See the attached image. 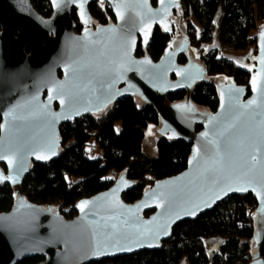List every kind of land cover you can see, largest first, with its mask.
<instances>
[{"label": "water", "instance_id": "1", "mask_svg": "<svg viewBox=\"0 0 264 264\" xmlns=\"http://www.w3.org/2000/svg\"><path fill=\"white\" fill-rule=\"evenodd\" d=\"M48 1L52 13L44 17L30 0H0V183L18 186L32 161L57 158L62 123L101 112L125 96L152 104L160 119L152 132L190 143V153L182 171L155 180L136 202L123 201L133 182L121 173L106 190L79 199L71 218L52 205L32 203L15 189L13 206L0 213V264L38 255L44 260L36 264H89L157 249L180 221L246 193L256 202L247 264H264V24L256 32L247 84L213 77L218 104L206 111L189 92L209 80L208 70L193 58L182 25L184 35L170 39L158 60L135 56L138 38L147 47L156 26L171 33L170 19L178 24L173 15H179L181 0H156L155 5L151 0H105L115 23L79 34L73 31L70 7L76 6L85 20L90 0ZM189 53L192 58L178 63V56ZM178 90L187 92L184 99L166 102V95ZM220 156L224 161L217 165Z\"/></svg>", "mask_w": 264, "mask_h": 264}, {"label": "trees", "instance_id": "2", "mask_svg": "<svg viewBox=\"0 0 264 264\" xmlns=\"http://www.w3.org/2000/svg\"><path fill=\"white\" fill-rule=\"evenodd\" d=\"M33 7L45 17L52 9L48 0H30ZM156 4V0H151ZM183 11L180 22L189 36L190 44L199 53V59L208 70V81L195 85L189 92L192 102L201 109L214 111L218 104L217 85L213 77L224 76L237 84L246 85L251 70L241 68L233 60L218 56L216 50L203 51L201 43L210 41L216 11L222 10L219 37L223 46L242 50L254 46L256 32L264 24V0H181ZM92 12L100 19L111 10L100 12L92 3ZM189 31V32H188ZM254 32V33H253ZM253 33L252 37H250ZM169 34L158 26L153 30L144 49L139 44L137 55L148 54L158 60L169 41ZM187 92L178 90L166 95V102L184 99ZM1 122V118H0ZM119 122V128L116 123ZM160 126L154 106L139 104L134 97L125 96L101 114H87L59 126V155L49 162H34L18 186L0 183V213L7 212L16 199L19 188L26 199L43 207L52 205L65 218L76 214L75 203L109 188L124 173L133 182L123 195L126 203L136 202L155 180L178 174L186 167L191 144L181 139L158 136L155 154L143 150L145 133L149 126ZM200 125H195L196 130ZM102 150L90 158L87 146L90 139ZM256 202L250 193L231 195L210 211L194 220L177 223L171 236L160 248L102 259L89 264H179L186 258L188 264H238L245 262L253 252ZM224 238L219 250L208 256L204 240ZM41 255L29 256L16 264H36Z\"/></svg>", "mask_w": 264, "mask_h": 264}, {"label": "rangeland", "instance_id": "3", "mask_svg": "<svg viewBox=\"0 0 264 264\" xmlns=\"http://www.w3.org/2000/svg\"><path fill=\"white\" fill-rule=\"evenodd\" d=\"M183 10H184L183 6L181 5L178 14L179 13L181 14V12ZM219 13L217 12L216 17L219 16ZM173 17L174 18H180L179 15H177V14H174ZM170 21L172 23L174 34L175 33H179V34L183 33V29L182 28L180 29V27H181V25L184 26V23L180 22V19L178 21V24H177V22L174 21L173 18H171ZM216 29H217V25H216ZM184 33L187 34L185 31H184ZM253 33L250 34L251 35L250 37H252ZM190 50L194 54L193 58H197L198 60H200L199 55H198L199 53L195 50V48L193 46H191ZM220 52H222V50ZM223 56L226 58L232 59L241 68L252 70L253 66H254L256 55H255V51H254V46L249 45L248 47H246L245 49H242V50L229 49V50L223 51ZM222 81L225 83L226 77H224L222 79ZM137 102L139 104H141L139 100ZM116 128L117 129L119 128V122L116 123ZM152 128H153V126H149V128L147 129V131L145 133V137H144V141H143V150H144V152H146V154H148L150 156L155 154V142H156L157 137L159 136L158 134H154L152 132ZM87 153H88V156L90 158H96V157L101 156V154H102V150L95 145V140L93 138L90 139V141H89V144L87 146Z\"/></svg>", "mask_w": 264, "mask_h": 264}, {"label": "flooded vegetation", "instance_id": "4", "mask_svg": "<svg viewBox=\"0 0 264 264\" xmlns=\"http://www.w3.org/2000/svg\"><path fill=\"white\" fill-rule=\"evenodd\" d=\"M94 4V6L100 11V12H107V9H110V6L109 4L105 1V0H90V2L88 3L87 7H88V14L89 16L87 17V19L85 20H82L80 19V17L78 16V9L76 6H71L70 7V18L73 22V31L74 33L76 34H79L82 30L84 29H95L98 25H108V24H111V23H115V18H114V15L111 11V14L109 13H106L105 14V18L104 19H100L96 13L92 12L91 9H90V5L91 4ZM32 4V3H31ZM50 5V4H49ZM33 6V5H32ZM51 7V6H50ZM111 10V9H110ZM52 13V12H51ZM51 15V14H50ZM49 15V16H50ZM45 17V16H44ZM87 21V22H85ZM182 27H180L181 29ZM184 29V27H183ZM185 34V33H184ZM184 34H179V33H175L174 34V31H173V27L171 25V33L169 34V40L174 38L176 36V38H180L182 35ZM177 43V42H176ZM175 43V44H176ZM141 45V47L144 49V46L141 44L140 42V39L138 38V41H137V45H136V48L138 45ZM191 44H190V48H191ZM135 48V50H136ZM144 54L142 55H137L135 53V56L137 57H140V56H143ZM192 58L191 56V53H189V55H180L178 56V63L180 64H184L188 58ZM132 97V96H131ZM134 99H136V101H140L141 104L144 103V101H142L140 98L136 97V96H133ZM115 104V103H114ZM114 104H110L109 106H107L103 111L101 112H98V113H92V115H96V114H101L103 113L108 107H111L112 105ZM54 108H57V104L54 103Z\"/></svg>", "mask_w": 264, "mask_h": 264}, {"label": "crops", "instance_id": "5", "mask_svg": "<svg viewBox=\"0 0 264 264\" xmlns=\"http://www.w3.org/2000/svg\"><path fill=\"white\" fill-rule=\"evenodd\" d=\"M217 12L218 13L220 12L218 17H216ZM221 19H222V10L219 8L216 11V14H215L214 19H213L212 37H211L210 41L201 43V47H202L204 52L208 51V50H216L218 52V56L224 57L223 51L220 52L221 47L223 46L221 43L220 37H219V27L221 24ZM215 24L217 25V29H216ZM224 58H226V57H224ZM227 59H229V58H227ZM230 60H232V59H230ZM223 242H224V238L219 237V236L205 239L204 244H205L208 256L211 257L215 252H217L219 250V247L223 244ZM179 264H188L187 259L182 258L180 260ZM209 264H211V263H209Z\"/></svg>", "mask_w": 264, "mask_h": 264}, {"label": "snow or ice", "instance_id": "6", "mask_svg": "<svg viewBox=\"0 0 264 264\" xmlns=\"http://www.w3.org/2000/svg\"><path fill=\"white\" fill-rule=\"evenodd\" d=\"M118 7H119V5H118ZM81 8L83 9V5H81ZM118 15H120V13H118ZM82 17H83V11H82ZM85 22H87V21H85ZM262 35H264V34H262ZM125 54L127 55V53H125ZM262 63H264V61H262ZM253 87L254 88L257 87V80L255 78H253ZM61 103L62 104L64 103V99L63 98H61ZM249 103H254V101H250ZM2 128H3V125H0V129H2ZM205 135H207V133H205ZM197 151H199V149H197ZM0 158H3V157H0ZM37 158L39 159L41 157L38 156ZM256 159H257L256 155L250 154V161H256ZM223 161H224V157L223 156H220L218 159H216L214 161V163L217 164V165H222ZM9 164H12V161L11 160H9ZM8 178L9 179H12V177H8ZM2 179H4V178L3 177H0V180H2ZM228 188H230L232 190H247V187L246 186H243V185H241L240 187H237V188H232V185H228ZM86 203L87 202H85L84 204L79 205V207L81 208V211H83L84 208L86 207ZM111 219H115V217H112ZM122 226L123 225H120V227H122ZM106 227H107V225H106ZM111 228L115 230V229L118 228V225L112 224L111 225ZM125 250H131V249H125Z\"/></svg>", "mask_w": 264, "mask_h": 264}, {"label": "built area", "instance_id": "7", "mask_svg": "<svg viewBox=\"0 0 264 264\" xmlns=\"http://www.w3.org/2000/svg\"><path fill=\"white\" fill-rule=\"evenodd\" d=\"M211 34H213V31L211 32ZM230 48L228 46H222L221 47V50L222 51H226V50H229ZM251 260V256H247L246 257V261L245 262H238V264H247L249 261Z\"/></svg>", "mask_w": 264, "mask_h": 264}]
</instances>
